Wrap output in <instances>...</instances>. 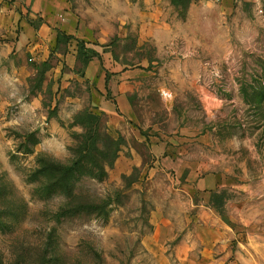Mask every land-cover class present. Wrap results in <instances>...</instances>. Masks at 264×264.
Instances as JSON below:
<instances>
[{
    "label": "rangeland",
    "instance_id": "rangeland-1",
    "mask_svg": "<svg viewBox=\"0 0 264 264\" xmlns=\"http://www.w3.org/2000/svg\"><path fill=\"white\" fill-rule=\"evenodd\" d=\"M67 3L0 0V264H264V2Z\"/></svg>",
    "mask_w": 264,
    "mask_h": 264
},
{
    "label": "crops",
    "instance_id": "crops-1",
    "mask_svg": "<svg viewBox=\"0 0 264 264\" xmlns=\"http://www.w3.org/2000/svg\"><path fill=\"white\" fill-rule=\"evenodd\" d=\"M20 3L27 5L32 8V13L30 14V19H37L40 16L44 19V24L40 26V31H52L53 29H58L62 32H67V35H74L76 28L74 23H65L63 18L70 16V13L66 12L67 0H19ZM263 1L264 0H256ZM57 30V31H58ZM58 34V32H57ZM99 63L97 61H91L87 66V78L94 81L98 74ZM105 78V77H104ZM105 86V82L100 80L98 84V90L92 93L94 97V104L102 111H107L109 113H114L115 109L118 108L127 118L134 119L135 111L132 104L125 92L121 89H114V96L116 97V105H112L103 97L101 91ZM163 95H166V89L163 91ZM166 105V97L162 99ZM160 151L159 149H154L153 152Z\"/></svg>",
    "mask_w": 264,
    "mask_h": 264
},
{
    "label": "trees",
    "instance_id": "trees-1",
    "mask_svg": "<svg viewBox=\"0 0 264 264\" xmlns=\"http://www.w3.org/2000/svg\"><path fill=\"white\" fill-rule=\"evenodd\" d=\"M108 138V136H107ZM111 140L110 138H108ZM97 141L95 140L93 142V146H95ZM111 144L115 145L116 143L114 141H111ZM118 146V144L116 145ZM88 145H87V140H85L84 147L81 149V156L78 158V160L74 163L73 166L71 167H62V166H55L51 163L48 162H43L44 167L40 171V174L44 176H50V179H56L59 182H62L64 180H70L75 173L79 172L81 170V163L89 158V155H87V150H88ZM118 153V147L116 149L115 147V156Z\"/></svg>",
    "mask_w": 264,
    "mask_h": 264
}]
</instances>
